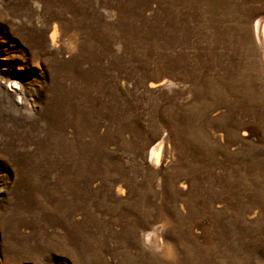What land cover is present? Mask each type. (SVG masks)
<instances>
[{
  "label": "rangeland",
  "instance_id": "374dc122",
  "mask_svg": "<svg viewBox=\"0 0 264 264\" xmlns=\"http://www.w3.org/2000/svg\"><path fill=\"white\" fill-rule=\"evenodd\" d=\"M0 264H264V0H0Z\"/></svg>",
  "mask_w": 264,
  "mask_h": 264
}]
</instances>
